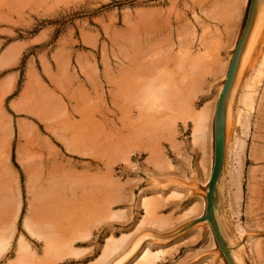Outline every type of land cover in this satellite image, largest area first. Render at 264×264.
I'll list each match as a JSON object with an SVG mask.
<instances>
[{
  "label": "rangeland",
  "instance_id": "obj_1",
  "mask_svg": "<svg viewBox=\"0 0 264 264\" xmlns=\"http://www.w3.org/2000/svg\"><path fill=\"white\" fill-rule=\"evenodd\" d=\"M249 3L0 0V264H95L124 236L98 264H136L145 248L150 264H228L207 221L182 232L204 215L214 159V114L203 151L190 115L214 113ZM263 18L217 182L241 264H264ZM25 218L59 253L45 255Z\"/></svg>",
  "mask_w": 264,
  "mask_h": 264
},
{
  "label": "bare ground",
  "instance_id": "obj_2",
  "mask_svg": "<svg viewBox=\"0 0 264 264\" xmlns=\"http://www.w3.org/2000/svg\"><path fill=\"white\" fill-rule=\"evenodd\" d=\"M263 13H264V0H256L255 7H254L252 24H251V26L249 28V31H248V34H247L246 39L244 41V44L242 45V48L240 50V53H239V56H238V62H237L236 71H235V74H234V77H233V81H232L231 87H230V89L228 91V94H227L226 99H225V102H224L225 150H226V142H227V140H226L227 126H229V124H228V118H229V115H230V107H231L233 95H234L235 89H236L237 84H238V79H240L239 77L241 75V71L243 69V66H245V62L248 59H250L248 57H249L250 52L252 50V46L254 45L253 43H255L254 41H252V43L250 42L251 41V38H252V37L250 38V36L251 35L253 36V34H254V38H257L255 35L259 33V32L257 33V30L260 31V29H261L260 27L262 26L261 25V23H262L261 19L263 17ZM263 20H264V18H263ZM248 41L251 44H253L251 47H249L251 44H249ZM212 114H214V113H213V110H211V106L210 107L205 106L204 108H202L195 115H193V114H192L193 116L190 115V118L192 119L193 126H194V129H193V143L199 148V150L201 149L200 151H203L204 145L207 142V138H208V134H209L208 127H209V122H211L210 120L212 119ZM228 130H229V128H228ZM224 157H225V154H224ZM222 169H223V167H222ZM209 180H210V177H209ZM209 180H208V182H209ZM217 185L218 184H216V188H215V191H214V203H213V218H214V222L216 224V228H217V231H218L220 237L224 241V245L223 246L228 251V253H229V255H230L231 259H232L233 264H241V262L236 257L233 249L229 245L228 240L226 238V235L224 234L223 228L221 226L220 220H219V218L217 216L218 203H219V195H218ZM198 214H199V208H198V206L197 205H193V206H191L187 210V213H186L185 216H189V215L190 216H195V215H198ZM203 222H206V221H202V222H199V223H197L195 225H192L191 227H188L192 223L191 222V223H189L188 225H186L183 228V231L181 229L180 230L182 232H184L185 230L191 229V228L195 227L196 225H198L200 223H203ZM23 226H24L26 232L29 234L30 237L37 238V239H39V241H41L40 239H42L44 241V249H45V255L46 256H51V255H54L56 253H59V250L61 249V248L60 249L58 248L59 243L57 245V243L55 244L54 241L51 242L50 239H47L45 237L40 236L37 233V231H35L36 229H33L31 227L28 218H25V220L23 222ZM124 241H125V236L122 237V238H120V239L107 238L106 243L103 245V250H102V252L100 254V257L97 258L98 260H96V261L98 263H100V262L102 263V261L106 262L107 261L106 259H109L110 256L113 255L118 249L119 250L122 249L121 247L123 246V243L126 242V241L125 242ZM8 245H9V238L8 237L7 238L0 237V256H2L7 251ZM17 250H18L17 251V259L18 260H19V256L24 255L25 253H28V251H30L29 245L27 244V242H25V240L22 239V237L19 238V240L17 242ZM70 250H71V248H70ZM153 255H156V253H152L151 251H149L148 249L145 248V249L142 250L141 255H140V257L138 258L137 261L140 264H150V261H151L150 258ZM138 262L136 264H138ZM98 263L95 262V264H98Z\"/></svg>",
  "mask_w": 264,
  "mask_h": 264
},
{
  "label": "water",
  "instance_id": "obj_3",
  "mask_svg": "<svg viewBox=\"0 0 264 264\" xmlns=\"http://www.w3.org/2000/svg\"><path fill=\"white\" fill-rule=\"evenodd\" d=\"M256 0H250L249 7H248V13L245 25L243 27L242 33L236 43L235 49L232 53V58L229 63V67L226 73V79L223 83L222 90L218 96L215 111H214V119H213V147H214V159H213V166L211 171V176L209 183L207 185V193H206V207L205 212L202 217L199 219L193 221L188 227H191L192 225H195L202 221H207L210 226L212 233L214 235L215 241L222 252V254L225 256L226 260L228 261V264H233L232 259L228 253V251L225 249L224 241L220 237L216 224L214 222L213 218V203H214V191L216 188V184L220 178L223 162H224V154H225V121H224V102L226 99V96L228 94V91L231 87L233 77L236 71L237 62H238V56L240 53V50L242 48V45L244 44V41L246 39V36L248 34L249 28L252 24L253 20V13H254V7H255Z\"/></svg>",
  "mask_w": 264,
  "mask_h": 264
},
{
  "label": "crops",
  "instance_id": "obj_4",
  "mask_svg": "<svg viewBox=\"0 0 264 264\" xmlns=\"http://www.w3.org/2000/svg\"><path fill=\"white\" fill-rule=\"evenodd\" d=\"M217 216H218V210H217ZM218 218H219V216H218ZM194 221V220H193ZM191 223V222H190ZM202 224V223H201ZM199 225V224H198ZM196 227V226H195ZM195 227H193V228H195ZM193 228H191V229H189V230H192ZM188 231V230H187Z\"/></svg>",
  "mask_w": 264,
  "mask_h": 264
}]
</instances>
